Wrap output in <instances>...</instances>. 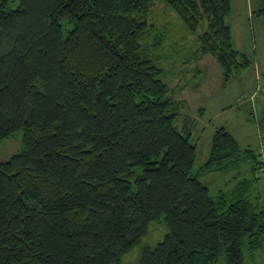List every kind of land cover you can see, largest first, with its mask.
<instances>
[{
    "label": "trees",
    "instance_id": "16d2710c",
    "mask_svg": "<svg viewBox=\"0 0 264 264\" xmlns=\"http://www.w3.org/2000/svg\"><path fill=\"white\" fill-rule=\"evenodd\" d=\"M224 82L248 65L231 0H163ZM252 12L264 17V0ZM153 0H0V264H121L153 221L140 264H246L264 250V208L241 173L260 150L225 126L195 169L164 68L149 51ZM162 40L154 36L153 46ZM217 172L215 181L201 176ZM218 182L228 186H218Z\"/></svg>",
    "mask_w": 264,
    "mask_h": 264
},
{
    "label": "rangeland",
    "instance_id": "374dc122",
    "mask_svg": "<svg viewBox=\"0 0 264 264\" xmlns=\"http://www.w3.org/2000/svg\"><path fill=\"white\" fill-rule=\"evenodd\" d=\"M258 1L245 0V4L254 11L258 7ZM234 2L235 0H231V4ZM245 13L244 9H241L239 14L233 10L227 21L233 31L234 45L248 60V65L224 82L221 69L212 55L207 54L194 60L198 47L197 34L202 30L197 34L189 32L163 0H153L149 11L148 20L154 24L146 39L149 51L158 57V64L165 70L163 79L168 85L172 84V80L174 81L178 75L181 77L176 85H170L173 86L171 88L174 98L187 100L185 92L183 95L180 94V91L186 88L187 81L190 85L201 84L203 87L201 90L197 89V95L192 100V108L204 109L201 118L194 111L193 115L196 117L194 122L185 112L179 114L175 121L181 131L182 125L194 127L191 126L192 135H189L196 143L195 169L208 157L210 139L216 126H225L241 147H252L257 150L264 146V110L262 112L260 110L264 108V17L253 16L252 20L251 14L246 16ZM239 29L241 32H238ZM156 34H160L162 40L157 47L152 48L153 46L149 45H152ZM201 59L204 60L201 62ZM198 67L201 69L196 72ZM255 87H258L260 92L256 95L258 96L256 107H253L249 94ZM182 109L180 108V111ZM189 112L191 114V111ZM20 139V133H17L0 142V161L7 159L20 148ZM241 173L252 179L248 194L264 208V170L256 169L249 172L246 166H243ZM217 176L219 173L211 172L202 175L201 179L207 183L215 181ZM232 184L233 182L224 186L218 182V186H223V189H228ZM165 232L163 220L151 222L137 245L122 255L121 264H140L141 249L156 245L162 240ZM246 264H264V250L257 252Z\"/></svg>",
    "mask_w": 264,
    "mask_h": 264
},
{
    "label": "crops",
    "instance_id": "0c3cea01",
    "mask_svg": "<svg viewBox=\"0 0 264 264\" xmlns=\"http://www.w3.org/2000/svg\"><path fill=\"white\" fill-rule=\"evenodd\" d=\"M233 5H234V8H233ZM241 9H244V11L246 12L245 13V15L246 16H249L250 14H251V18H252V20H253V16H256V15H254L252 12V9L251 8H249L248 7V5L247 4H245V0H235V2H234V4H232V10H231V12L233 11V10H235V13L236 14H239V12L241 11ZM251 11V12H250ZM238 28V27H237ZM238 32H241V30L239 29L238 30ZM207 55V54H206ZM206 55H203V57H205ZM202 58V57H201ZM200 60V59H199ZM198 60V61H199ZM204 60V59H203ZM202 59H201V62L203 61ZM198 61H197V63H198ZM201 69V68H200ZM200 69H199V67H198V70L196 71V72H199L200 71ZM176 77V76H175ZM181 77L178 75L177 77H176V79L173 81L172 80V84H170V85H176L177 84V81L180 79ZM171 87H173V86H171ZM197 89H203V87H202V85L201 84H192V85H190L189 84V82L187 81V86H186V88H184V90L183 91H180V94L181 95H183L184 94V92L186 93V95L188 96L187 97V100H185V98H179V99H177L176 97H175V99L177 100V102H178V105H179V114H184L185 112L186 113H188V116L189 117H192L193 118V121L195 122V119H196V117H194V115L193 114H195V113H198V115L200 116V118H201V115H202V113H203V108H199V109H195V108H192V100H193V97L195 96V95H197L196 94V92H197ZM257 92H260L259 91V89H258V87H255V89L252 91V92H250V94H249V99H250V102H253L252 104H253V107H256V102H257V97L258 96H256L257 95ZM179 94V95H180ZM256 97V98H255ZM190 98V101H191V104H190V101H188V99ZM263 107V106H262ZM180 108L182 109V111H180ZM261 110V112L264 110V108H261L260 109ZM189 111H191V114H192V116H191V114H190V112ZM194 111H195V113H194ZM187 115V114H186ZM197 115V114H196ZM187 116V117H188ZM195 118V119H194ZM189 119V118H188ZM187 119V120H188ZM263 119V118H262ZM192 120V119H191ZM187 122V121H186ZM187 124H188V122H187ZM176 125V124H175ZM260 125V124H259ZM177 126V128L179 127V125H176ZM192 127H193V125H191ZM191 126H186V128H187V130H188V134H191L192 135V131H191ZM220 126H223V125H220ZM182 127H183V125H182ZM217 127V126H216ZM194 128V127H193ZM215 129V128H214ZM213 132H214V130H213ZM212 137V136H211ZM211 140V139H210ZM191 141H192V139H191ZM238 141V140H237ZM192 143H194L193 141H192ZM194 145L196 146V143H194ZM209 150H210V148H209ZM197 151V150H196ZM209 154V153H208Z\"/></svg>",
    "mask_w": 264,
    "mask_h": 264
},
{
    "label": "built area",
    "instance_id": "2783aa9c",
    "mask_svg": "<svg viewBox=\"0 0 264 264\" xmlns=\"http://www.w3.org/2000/svg\"><path fill=\"white\" fill-rule=\"evenodd\" d=\"M260 159L263 162V170H264V149L263 148L260 150Z\"/></svg>",
    "mask_w": 264,
    "mask_h": 264
}]
</instances>
